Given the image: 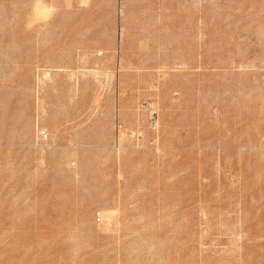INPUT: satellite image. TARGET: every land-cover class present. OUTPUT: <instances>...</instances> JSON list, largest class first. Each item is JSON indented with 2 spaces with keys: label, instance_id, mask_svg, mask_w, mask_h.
I'll return each instance as SVG.
<instances>
[{
  "label": "rangeland",
  "instance_id": "rangeland-1",
  "mask_svg": "<svg viewBox=\"0 0 264 264\" xmlns=\"http://www.w3.org/2000/svg\"><path fill=\"white\" fill-rule=\"evenodd\" d=\"M0 264H264V0H0Z\"/></svg>",
  "mask_w": 264,
  "mask_h": 264
}]
</instances>
